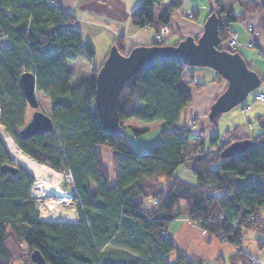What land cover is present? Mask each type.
I'll list each match as a JSON object with an SVG mask.
<instances>
[{
	"label": "trees",
	"instance_id": "trees-1",
	"mask_svg": "<svg viewBox=\"0 0 264 264\" xmlns=\"http://www.w3.org/2000/svg\"><path fill=\"white\" fill-rule=\"evenodd\" d=\"M221 1L210 0L207 15L215 13L218 18L220 44L226 39L227 23L244 15L234 16ZM163 2L141 0L130 15L132 25L143 28L155 23L156 33L168 28L183 0H167L154 20V8ZM240 3L245 12L255 8L249 0ZM3 39L8 48L0 50V123L24 154L71 176L78 221H41L30 196L34 177L19 166L15 175H4L0 169V264H32L33 251L45 264H205L180 252L167 234L170 223L179 217L197 222L200 231L233 245L235 254L229 264H253L254 257L241 248V233L256 232L255 242L260 250L264 248L262 126L241 154L220 158L230 141L214 152L186 159L184 151L204 142L191 128H175L190 103V94L180 82L186 66L164 59L126 81L118 104L121 132L110 136L102 129L94 103L95 77L102 64L92 65L93 48L82 44L72 16L50 0H0V42ZM122 43L119 35L112 46L122 53ZM150 45L167 44L155 41ZM78 60L93 69L88 79L72 85L73 72L68 67ZM23 70L34 73L36 91L49 100L48 116L54 129L47 134L19 136L27 107L19 86ZM129 120L163 123L159 139L146 153L132 149L125 130L135 135L143 130L128 124ZM218 137H209L206 146L215 145ZM103 145L112 152V183L101 161L99 147ZM4 163L12 164L0 139V166ZM179 166L196 181L178 177ZM69 198L58 197L62 203ZM14 246L19 255L11 251Z\"/></svg>",
	"mask_w": 264,
	"mask_h": 264
},
{
	"label": "crops",
	"instance_id": "crops-1",
	"mask_svg": "<svg viewBox=\"0 0 264 264\" xmlns=\"http://www.w3.org/2000/svg\"><path fill=\"white\" fill-rule=\"evenodd\" d=\"M50 1H53L63 13L74 18L75 26L80 33L82 44L89 43L93 48L94 55L96 54L97 50L96 44H99L97 46L98 48H101L100 51L102 61L98 65H95L92 63V59L91 63L93 66H99L102 64L110 48L112 47L113 42L119 35L123 36V53H128L135 46L150 45L155 42V23L151 26L136 28L130 21L131 13L139 5L141 0ZM166 1L167 0H164L161 5L156 6L158 7V11L156 13L154 8V20L158 18L160 11ZM240 1L242 0H232V9H227L224 7L227 10H231L234 16L244 13L242 18L231 22V29L236 33V38L238 41V46L234 52L240 54L246 61L247 66L258 74L259 78L262 80L260 85L262 88H258V90L261 92L264 88V0H249L255 7L253 11L249 12H245L246 8L240 3ZM186 2V4H192L191 7L188 5L185 7L183 0V5L181 8L189 9L196 7V19H193L195 25L198 21V11L200 7H202L201 10H204L205 12H209L211 7L210 0H199L196 2H193V0H186ZM248 24L252 25L253 28L250 33L246 31V26ZM168 28L170 29V25ZM181 38L183 37L178 36V39H176L174 42H177V40L179 41ZM173 39H175V36H171L169 30V33L165 36L163 43L167 45H174L167 43V41H171ZM247 42H251L252 46H246ZM183 72L184 70L182 71L180 77L181 83ZM188 75L190 76L189 83L186 85L182 83V85L190 94V103L181 111L179 120L175 124V128H188L189 122H196L197 118H201L203 116L201 114H204L207 110V104H211L226 87V83L224 81L217 79L216 73L209 74L205 70H195L194 72L189 71ZM196 76H199L198 78H200L201 81L197 82ZM186 82H188V80ZM196 83H201L203 85L198 88ZM245 105L247 104H242L240 112H233L227 117L230 122H232V125H229L227 127L228 129L222 135L224 143L238 139L250 138L251 136L249 134L250 132H253L252 129L254 127L252 120L255 119L258 122V118L264 116L263 106L255 107L254 104H251V108L246 115V121H244L243 107ZM202 106H205V108H202ZM245 124H247L246 127L248 128L245 127ZM192 130L194 131V129ZM206 145L207 144L204 143V146ZM99 150L101 153L102 165L106 170H108L109 179L112 183V152L107 146L104 145L100 146ZM91 192L93 193L94 190H91ZM77 221V216L74 215L73 222L67 223L75 224ZM167 234L172 237L180 252L190 258L205 260V264H208V262H212L214 264H229V258L235 254V249L232 251L231 246L222 245L220 244L221 242H219L213 236L201 233V231L196 226H194L184 217L174 219L167 229ZM16 246H14V249L11 251L14 254L19 255V250ZM205 248L208 250H205ZM173 258V255L168 257V259L171 261Z\"/></svg>",
	"mask_w": 264,
	"mask_h": 264
},
{
	"label": "water",
	"instance_id": "water-1",
	"mask_svg": "<svg viewBox=\"0 0 264 264\" xmlns=\"http://www.w3.org/2000/svg\"><path fill=\"white\" fill-rule=\"evenodd\" d=\"M219 44L218 18L212 13L206 18L203 30L196 40L187 36L176 45H139L128 53H120L112 46L95 77V110L104 133L116 137L121 132L118 104L126 81L145 67L164 59L186 67L212 69L226 83L223 92L212 103L211 115L214 118L242 104L248 94L260 87L262 80L247 66L240 54L219 50ZM19 86L26 103L33 109L31 119L19 131V136L28 138L53 131L54 125L50 116L40 110L34 73L21 71ZM261 126L264 128V117ZM251 145L250 138L232 141L220 152V158L241 154ZM11 163L0 166L4 175L17 173L19 165L12 159ZM30 257L33 264L45 263L37 251H33Z\"/></svg>",
	"mask_w": 264,
	"mask_h": 264
},
{
	"label": "rangeland",
	"instance_id": "rangeland-1",
	"mask_svg": "<svg viewBox=\"0 0 264 264\" xmlns=\"http://www.w3.org/2000/svg\"><path fill=\"white\" fill-rule=\"evenodd\" d=\"M194 1L196 2L199 0H193V2ZM203 1H205V0H203ZM231 1L232 0H223L221 2V4L223 7L227 8V9H232ZM186 3H187L186 0H184L185 7L187 5L189 7H191L192 4H186ZM201 8L202 7H200V9L198 11L199 17H198V21H197L196 25H195L194 20L191 19L192 16L189 17L188 15H183L180 12V10L174 11L171 15L170 29L168 28V32L163 36V40H164L165 36L169 33V30H170V35L175 36V39H173L171 41H167L168 44L177 43L178 40H177V42H174V41H176V39H178V36L183 37V38L187 37V36L198 37L203 30V22L205 21V19L207 17L206 15L208 14V12L201 10ZM190 9H192V8H189V9L181 8V10H183L184 12L189 11ZM157 11H158V7H155V13ZM155 36H156V33H155ZM226 38H227V36H226ZM163 40H162V42H163ZM96 43H97V41H96ZM221 44H223V43H221ZM97 45H99V44L98 43L96 44V47H97L96 54L92 58L93 59L92 63H94L95 65H98L102 61L101 60V51H100L101 48H98ZM223 46H224V44H223ZM7 48H8V43L4 39L1 40L0 50L3 51V50H6ZM68 69L73 72V81L71 83L72 85H76V84L84 81L85 79H88L92 73V65L86 61H83V60H78L75 63L69 64ZM195 70H205L209 74L210 73L215 74V72L212 69H209L206 67H186L184 69L183 76H182V83L184 85L188 84L190 81V76L188 75V72L189 71L194 72ZM196 77H197V82L201 81L200 78H198L199 76H196ZM187 80H188V82H186ZM259 88L261 89L262 86H260ZM261 93L264 95V88L262 89ZM36 96H37L38 101L41 105L40 110L44 111L46 114H49V100L46 97H43L42 95H40L37 91H36ZM252 97L253 96L251 93L248 94V96L245 98V100L243 101L242 104H247L250 106H251V104H254L255 107H258V106L264 107V101L261 103L255 102V101H253ZM212 103L207 104V106H206L207 110L205 111L204 114H201L203 116L201 118L196 119L197 123L194 122V124H195L194 128H193L194 132H197L201 135V140L205 144H208V138L211 136L220 135L219 137L223 138L222 135L228 129L227 127L229 125H232L231 124L232 122H230V120L227 117L229 115H231L233 112H235V113L240 112V109L242 106V104H240V105L232 108L230 111L222 113L217 118H214L211 115ZM248 103H250V104H248ZM202 108H205V106H202ZM0 113H1V111H0ZM32 113H33V109L30 108L29 105L27 104V107L23 113V121L25 124L31 119ZM246 115H247V112H244V117H243L244 121H246V118H247ZM127 122H128V124H134L136 127L143 130V131H141V133H139L137 135H135L130 129L125 130V134L127 135L128 139L130 141L131 147L136 153H145L149 149H151L153 147V145L159 139L160 131L164 128L163 123H161L159 121H155V122H151V123H143L140 121L129 120ZM252 123L254 126L252 129L253 132H250L249 135L251 137H255V136L259 135L261 132V123H258L255 119L252 120ZM190 124L191 123L189 122L188 125H190ZM246 126H247V124H245V127ZM246 128H248V127H246ZM2 130L5 133H8L0 123V132L1 133H2ZM0 139L2 141L1 135H0ZM2 143H3V141H2ZM192 144H195V142L190 143V145H192ZM197 145L198 144L190 146V148L195 147ZM5 150H6V148H5ZM6 152H7V150H6ZM7 154H8V152H7ZM8 157L11 159L9 154H8ZM45 166H47V165H45ZM55 174H56L55 177L59 181L58 188L51 191V193L49 195H40V196L32 197L35 199V204H36V208L38 209V212H39L40 220L44 221V222H45V219L42 217L41 209L45 208L44 204L51 201V200H55L56 202L60 203L59 208L57 210L58 213L67 214L69 212H73L76 215V205L77 204H76V202H73L72 198H71L72 193H74V191L71 187V176L69 174L64 173V172H60V173L55 172ZM176 175L178 177H180L181 179H183L187 182H190V183H194L196 181V179L192 175V173L189 170H187L184 166H179L177 168ZM31 189H32V187H31ZM89 189H90V191L94 190V187L91 183H89ZM67 195H69L70 198H69L68 202H66V203H62L58 199V197H60V196H67ZM201 233H203V232L201 231ZM203 234H206V233H203ZM256 237H258L256 232H254L252 230H243L241 233V248L244 251H246L248 254L253 256L254 259H256L255 264H264V248L262 250H260L258 248V246L255 242ZM214 242H215V240H214ZM220 244L231 246L232 251L234 250L233 245H231L230 243L223 242ZM205 250H208V249L205 248ZM208 264H214V263L208 262Z\"/></svg>",
	"mask_w": 264,
	"mask_h": 264
},
{
	"label": "bare ground",
	"instance_id": "bare-ground-1",
	"mask_svg": "<svg viewBox=\"0 0 264 264\" xmlns=\"http://www.w3.org/2000/svg\"><path fill=\"white\" fill-rule=\"evenodd\" d=\"M0 135L11 159L34 177V183L30 192L31 197L49 195L51 191L58 188L59 181L55 177L56 174L54 170L48 166L38 164L24 154L8 133L2 130ZM59 205L60 203L55 200H51L44 204L45 208L41 209V213L45 222H73L75 214L73 212L67 214L58 213L57 210Z\"/></svg>",
	"mask_w": 264,
	"mask_h": 264
},
{
	"label": "built area",
	"instance_id": "built-area-1",
	"mask_svg": "<svg viewBox=\"0 0 264 264\" xmlns=\"http://www.w3.org/2000/svg\"><path fill=\"white\" fill-rule=\"evenodd\" d=\"M180 12L183 14V15H188L189 17L193 16V14H195L197 12L196 8H192L190 9L189 11H183L181 9H179ZM226 28L228 30L227 32V38L226 40L224 41V46L223 44H221V46L225 49V50H228V51H233L236 49V47L238 46V41H237V38H236V33L234 31H232L231 29V23H227L226 25ZM252 25H247L246 26V31L247 32H251L252 31ZM168 32V28L167 27H161L159 32L156 33V36H155V41L156 42H162L163 40V36ZM246 46H252V43L251 42H247L246 43ZM253 101H256V102H262L264 101V95L258 90L256 89L254 92H253ZM251 108L250 105H245L244 106V109L243 111L244 112H248L249 109ZM191 124L188 125L189 128H194V122L191 121L190 122ZM223 144H225L223 142V138H220L218 137L216 140H215V145H210V146H195V147H191L189 149H187L186 151L183 152V156L188 159V158H194V157H198L199 155L201 154H206V153H211V152H214L218 147H221ZM153 204L156 203V200H153L152 202ZM194 226H196L198 228V223L194 222L192 223ZM203 233H206L204 230H202ZM251 262L253 264L256 263V259L254 258H251Z\"/></svg>",
	"mask_w": 264,
	"mask_h": 264
},
{
	"label": "clouds",
	"instance_id": "clouds-1",
	"mask_svg": "<svg viewBox=\"0 0 264 264\" xmlns=\"http://www.w3.org/2000/svg\"><path fill=\"white\" fill-rule=\"evenodd\" d=\"M222 43H224V42H222ZM220 48L222 49V50H225L222 46H221V44H220ZM226 51H228V50H226ZM230 52H234V50L233 51H230ZM251 94H253V92L251 93ZM244 108V107H243ZM189 128V127H188ZM191 129H193V128H191ZM225 144H227V143H225ZM225 144H223V145H225ZM222 145V146H223ZM33 264V263H32ZM45 264V263H44Z\"/></svg>",
	"mask_w": 264,
	"mask_h": 264
}]
</instances>
